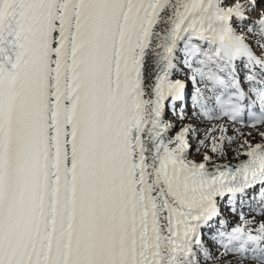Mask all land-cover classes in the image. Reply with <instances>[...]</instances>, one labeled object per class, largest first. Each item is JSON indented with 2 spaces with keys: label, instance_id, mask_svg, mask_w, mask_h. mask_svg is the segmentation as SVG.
Masks as SVG:
<instances>
[{
  "label": "snow or ice",
  "instance_id": "6c2138e0",
  "mask_svg": "<svg viewBox=\"0 0 264 264\" xmlns=\"http://www.w3.org/2000/svg\"><path fill=\"white\" fill-rule=\"evenodd\" d=\"M0 264H264V0H0Z\"/></svg>",
  "mask_w": 264,
  "mask_h": 264
}]
</instances>
